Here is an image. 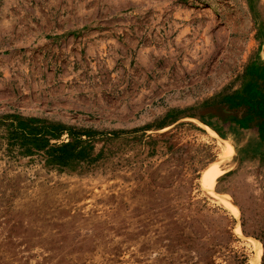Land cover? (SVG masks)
Returning <instances> with one entry per match:
<instances>
[{
    "label": "rangeland",
    "instance_id": "obj_1",
    "mask_svg": "<svg viewBox=\"0 0 264 264\" xmlns=\"http://www.w3.org/2000/svg\"><path fill=\"white\" fill-rule=\"evenodd\" d=\"M251 239L264 264V0H0V264Z\"/></svg>",
    "mask_w": 264,
    "mask_h": 264
},
{
    "label": "bare ground",
    "instance_id": "obj_2",
    "mask_svg": "<svg viewBox=\"0 0 264 264\" xmlns=\"http://www.w3.org/2000/svg\"><path fill=\"white\" fill-rule=\"evenodd\" d=\"M215 137V136H214ZM218 140V139H217ZM230 151H231V149H230V147L229 146H227L226 147V149H225V151H224V153L222 154V156H221V158L222 159H224V158H226V155L228 154V153H230ZM222 152V151H221ZM210 175V174H209ZM211 177H212V175H211ZM210 177V179H213V177L211 178ZM209 178V177H208ZM207 182H209V180L207 181ZM208 184V183H207ZM230 201V200H229ZM226 205H227V203H226ZM228 206H230V209L232 210L233 209V206H232V204L229 202V205ZM249 242H251L253 245H254V248H255V251H256V254L251 258V260H250V264H261L260 263V253H261V250H260V247L258 246V243L255 241V240H252L251 239V241H249Z\"/></svg>",
    "mask_w": 264,
    "mask_h": 264
}]
</instances>
